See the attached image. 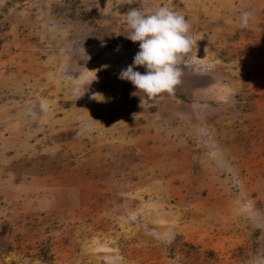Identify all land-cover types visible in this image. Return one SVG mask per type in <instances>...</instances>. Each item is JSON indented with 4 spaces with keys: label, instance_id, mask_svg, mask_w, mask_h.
I'll list each match as a JSON object with an SVG mask.
<instances>
[{
    "label": "rangeland",
    "instance_id": "374dc122",
    "mask_svg": "<svg viewBox=\"0 0 264 264\" xmlns=\"http://www.w3.org/2000/svg\"><path fill=\"white\" fill-rule=\"evenodd\" d=\"M161 6L197 45L149 98ZM0 264H264V0H0Z\"/></svg>",
    "mask_w": 264,
    "mask_h": 264
},
{
    "label": "clouds",
    "instance_id": "9594fccd",
    "mask_svg": "<svg viewBox=\"0 0 264 264\" xmlns=\"http://www.w3.org/2000/svg\"><path fill=\"white\" fill-rule=\"evenodd\" d=\"M251 16L250 11L241 14V27L248 26ZM126 17L132 30L127 38L133 43L140 42V51L134 56L133 63L121 70L119 79L130 81L138 92L149 98L163 93L173 94L182 82L179 65L197 45L190 32V23L184 15L165 6L148 13L132 9ZM138 66L147 71L144 74L134 71ZM131 95L135 96L137 92Z\"/></svg>",
    "mask_w": 264,
    "mask_h": 264
}]
</instances>
